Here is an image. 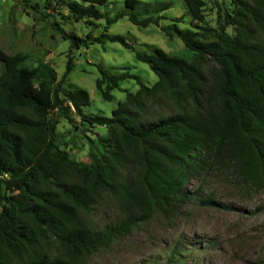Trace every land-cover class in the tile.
<instances>
[{"label":"trees","instance_id":"obj_1","mask_svg":"<svg viewBox=\"0 0 264 264\" xmlns=\"http://www.w3.org/2000/svg\"><path fill=\"white\" fill-rule=\"evenodd\" d=\"M182 1L190 29L179 28V18L160 26L170 3L144 4L145 17L136 11L138 0H125V10L113 17L101 11L108 0L43 3L55 14L64 9L76 23L105 19L97 37L58 28L72 48L89 41L133 49L123 36L107 33L123 17L139 28L160 27L166 38L182 42L181 54L154 46L135 53L157 76L152 86L137 75L98 67L95 85L105 101L125 80L138 85L125 91L110 117L86 114L89 94L63 86L70 61L57 80L26 66L27 54L0 48V264H90L141 224L159 215L170 220L197 201L184 187L213 168L264 187V0H231V12L215 27L204 25L203 0ZM55 111L103 127L100 153L88 152L86 162L72 160L58 144ZM97 207L116 216L98 226ZM191 251L174 243L162 261L146 264H185Z\"/></svg>","mask_w":264,"mask_h":264},{"label":"rangeland","instance_id":"obj_2","mask_svg":"<svg viewBox=\"0 0 264 264\" xmlns=\"http://www.w3.org/2000/svg\"><path fill=\"white\" fill-rule=\"evenodd\" d=\"M125 0H108L101 11L113 17L125 10ZM141 5L152 6L170 3V8L160 13L166 20L160 26H168L180 19L177 26L191 28V18L182 0H138ZM45 0H0V48L9 55H28L25 63L39 67L41 75H52L59 80L70 61L73 69L63 82L65 88L85 90L90 105L86 114L110 117L118 102L125 98V91L135 92L138 85L129 79L114 90L111 101L102 99L95 82L100 78L98 67L111 73L128 72L137 75L148 86L157 81V76L146 63L136 59V52H150L151 46L167 53H183V44L175 36L166 38L160 27L149 25L139 28L127 17L118 19L107 33L123 36L133 49H125L116 42L90 44L80 48L70 47L63 40L59 29L86 38L90 33L97 37L104 32L105 19L93 25L74 22L67 12L58 8V14L44 9ZM204 25L215 27L223 23L225 13L232 10L231 0H203ZM144 10L140 11L145 17ZM59 28V29H58ZM226 32L233 35L231 27ZM3 64L0 63V73ZM35 86V85H34ZM57 121L56 131L59 146L66 150L74 161L86 162L88 152L99 154L98 137L106 130L90 126L70 115L66 119L61 111L52 114ZM185 190L195 194L197 201L185 204L170 220L156 216L140 225L130 236L115 243L91 258L90 264H146L162 261L165 249L171 244L192 251L185 264H264V187L257 189L246 183L233 170H213L186 185ZM207 200L209 205L200 201ZM115 211L109 207L95 208L93 218L102 226L114 218Z\"/></svg>","mask_w":264,"mask_h":264}]
</instances>
